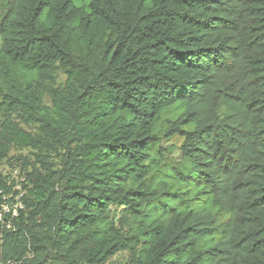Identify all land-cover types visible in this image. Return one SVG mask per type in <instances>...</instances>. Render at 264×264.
Returning <instances> with one entry per match:
<instances>
[{
  "label": "trees",
  "instance_id": "trees-1",
  "mask_svg": "<svg viewBox=\"0 0 264 264\" xmlns=\"http://www.w3.org/2000/svg\"><path fill=\"white\" fill-rule=\"evenodd\" d=\"M79 2L0 4V200L3 164L27 178L24 211L0 225V260L108 264L127 251L131 264H249L264 249V0ZM185 26L225 33L207 49L223 57L212 79L195 97L139 107L148 67ZM123 110L145 117V157L177 137V160L197 157L198 171L166 162L144 180L148 163L115 151L119 163H97ZM13 149L29 157L10 162ZM89 179L98 195L82 190Z\"/></svg>",
  "mask_w": 264,
  "mask_h": 264
},
{
  "label": "clouds",
  "instance_id": "clouds-1",
  "mask_svg": "<svg viewBox=\"0 0 264 264\" xmlns=\"http://www.w3.org/2000/svg\"><path fill=\"white\" fill-rule=\"evenodd\" d=\"M167 35L171 38V43L165 42V47L161 48L157 54V62L148 67L150 75L149 80L145 81L147 91L141 96L143 101L139 106L141 108L147 104L157 108L179 96L195 97L208 80L212 79L214 71L213 58L215 57L216 64H219L223 59L220 55L221 50L207 52L210 46L215 48L224 39L225 33L221 30L205 32L185 26L175 32H169ZM201 77H204V79H201ZM144 119L142 112L129 113L127 110H123L122 118L109 130L111 135L105 137L109 145H111V150L103 143H100L96 149L99 153L97 163L103 164L107 162L104 158L106 153L109 154L112 163H119L111 155V151H115L125 156L124 163L128 162L127 156H131L133 160H137L140 163H148L149 171L144 176V180H147L153 172L159 171L162 174L167 171V167H162L166 162L168 164H178V166L182 163L187 166L184 169L185 171H198L197 165L199 161L197 157L190 156L184 158L182 162L178 161L175 155L169 156L167 153L161 157L157 155L156 151L159 145L152 148L150 155L145 157L144 149L137 143L143 136L150 135V129L141 123ZM182 119L183 117H181ZM120 125H123V127H120ZM174 127L178 131L179 127H183V125L178 124V126ZM160 135H163V131L160 132ZM164 142V140L160 141V143ZM233 147L235 145L225 142L224 147L220 150L223 152ZM153 157L155 158V166L150 163ZM68 175L71 176L72 173L69 172ZM92 184L93 181L91 179L86 180L82 190L88 191L90 195H98L102 190L101 187L95 186L96 191L93 193L88 188ZM132 186L134 187L135 185ZM171 190L169 189V191ZM80 207L83 210V203H81ZM0 235H2V232H0ZM248 260L249 264H264V249L250 255ZM0 264H6V262L0 260Z\"/></svg>",
  "mask_w": 264,
  "mask_h": 264
},
{
  "label": "built area",
  "instance_id": "built-area-1",
  "mask_svg": "<svg viewBox=\"0 0 264 264\" xmlns=\"http://www.w3.org/2000/svg\"><path fill=\"white\" fill-rule=\"evenodd\" d=\"M3 174L7 177L8 190L1 191L0 225L11 230L13 221L19 217L20 211L25 209L23 185L27 183V178L17 166L9 167Z\"/></svg>",
  "mask_w": 264,
  "mask_h": 264
},
{
  "label": "rangeland",
  "instance_id": "rangeland-1",
  "mask_svg": "<svg viewBox=\"0 0 264 264\" xmlns=\"http://www.w3.org/2000/svg\"><path fill=\"white\" fill-rule=\"evenodd\" d=\"M3 3V0H0V4ZM75 4H79V0H74ZM1 6V5H0ZM65 79V75L58 70L57 71V76H56V85H60L63 83ZM44 101L46 104H48V99L45 97ZM21 127H23V129H25L26 131L32 132L34 131V127L31 126H27V125H21ZM164 143H161V148H162V152L165 154L167 153L169 156H173L175 155V158L178 159L180 156V151L178 149L180 143H181V139L177 138V137H173L170 140H164ZM18 155H22V156H27L29 157V153L28 150H16L13 149L10 153V162H15L14 157H17ZM9 162L5 163L1 166V170L2 172H6L9 169ZM118 216V214L116 215V217ZM108 264H131L130 262V257H129V253L127 251H123L120 252L118 254H116L115 256H113L109 261Z\"/></svg>",
  "mask_w": 264,
  "mask_h": 264
}]
</instances>
